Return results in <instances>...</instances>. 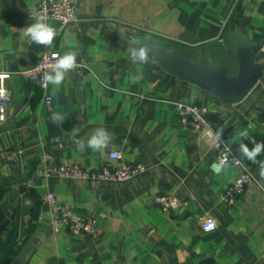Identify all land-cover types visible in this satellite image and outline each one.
<instances>
[{
  "label": "crops",
  "instance_id": "crops-1",
  "mask_svg": "<svg viewBox=\"0 0 264 264\" xmlns=\"http://www.w3.org/2000/svg\"><path fill=\"white\" fill-rule=\"evenodd\" d=\"M40 1L0 0V73L11 74L5 84L13 92L11 112L0 121V224L8 221L1 237L19 241L10 264H264V177L240 151L241 142L249 150L253 140L264 143V79L262 106L243 112L242 104L224 105L150 58L134 62L121 36H143L185 58L205 57L236 75L238 31L262 45L257 62L264 65V0H81L76 21H44L57 31L51 45L25 35ZM73 51L91 71L67 72L45 92L17 74L45 54ZM178 101L207 106V118L259 182L229 199L234 167L212 171L210 142L179 122ZM96 129L112 137L100 151L87 144ZM114 151L126 163L145 165V173L121 183L39 175L45 154L97 170ZM257 160L264 161V150ZM47 193L95 217L98 231L55 234ZM163 194L176 197L178 207L157 206L154 198ZM208 218L217 222L212 232L202 229Z\"/></svg>",
  "mask_w": 264,
  "mask_h": 264
},
{
  "label": "built area",
  "instance_id": "built-area-1",
  "mask_svg": "<svg viewBox=\"0 0 264 264\" xmlns=\"http://www.w3.org/2000/svg\"><path fill=\"white\" fill-rule=\"evenodd\" d=\"M81 0H41L37 7L31 13V19L38 21L43 18L45 22L55 21L61 25H67L77 20V5ZM222 42V40H220ZM60 53L45 54L38 59L32 67L19 71L17 74L25 81H32L39 84L40 89L45 92L48 89L49 82L43 78L46 73L51 74V65L56 59L62 57ZM91 71L89 63L76 62V67L68 72ZM6 74L3 80L5 97L0 98V121H6L12 109L13 92L9 89L5 80L10 78V73ZM264 89V87H263ZM47 103L52 102V97L44 96ZM177 117L179 122L192 132L205 137L214 151L215 162L226 160V165H231L236 171V179L227 190V196L233 200L243 195L253 183H257L258 178L248 165L238 157L231 145L220 135L219 140H215L217 128L207 118L209 109L207 106H197L191 103L178 101L175 102ZM44 168L39 172L41 177H57L69 180L99 181L106 183L128 182L143 175L146 171L145 165L141 163L124 162L123 154L120 151H114L110 154V162L104 164L97 170L85 169L75 162L57 163L49 154L42 158ZM117 161L119 164H115ZM43 201L53 210L51 218V227L55 234L69 233L72 235L90 236L98 231V221L90 214L77 211L75 206L60 202L52 193L43 196ZM154 203L163 211L175 209L178 207L176 197L171 194H163L154 198ZM214 223L215 227L207 230L209 223ZM205 232H212L217 229V222L208 218L202 224Z\"/></svg>",
  "mask_w": 264,
  "mask_h": 264
},
{
  "label": "water",
  "instance_id": "water-1",
  "mask_svg": "<svg viewBox=\"0 0 264 264\" xmlns=\"http://www.w3.org/2000/svg\"><path fill=\"white\" fill-rule=\"evenodd\" d=\"M121 36L131 47L143 44L149 50V58L164 71L181 81L200 87L224 105L242 104L243 112L255 104L262 106L258 103L261 96L258 85L264 79V65L257 62V54L262 45H253L239 31L235 39V54L239 62L236 75H230L226 66L213 64L205 57L193 60L181 56L176 48L150 43L143 36ZM137 41L139 44L134 43ZM28 209L26 205L24 212ZM7 225L8 221L0 224V236Z\"/></svg>",
  "mask_w": 264,
  "mask_h": 264
},
{
  "label": "clouds",
  "instance_id": "clouds-1",
  "mask_svg": "<svg viewBox=\"0 0 264 264\" xmlns=\"http://www.w3.org/2000/svg\"><path fill=\"white\" fill-rule=\"evenodd\" d=\"M57 31L54 27L45 23L43 18H39L38 21L29 27H27L25 31V35L28 36L31 41H34L40 45H51L54 37L56 36ZM135 44H139V42H134ZM131 53V59L134 62L146 64L149 62V50L143 45L139 44V47L132 46L129 48ZM76 67V52H68L64 56L56 59V62L51 65V73H46L44 76V80L47 82H51L54 85H59L65 78V74ZM6 74H0V98L5 97V89L3 87V80ZM54 120L62 119V117L58 115H53ZM221 132H217L215 136V140H219ZM73 135L75 137V131H73ZM242 138H247V132H241L239 134ZM112 137L107 134L103 129H96L94 134L88 139L87 144L88 147L93 151H100L109 146L110 140ZM254 147L252 150H249L246 145L242 142L240 143V151L243 156L246 157L249 161L254 164L259 165L260 175L264 177V161H258L257 156L264 150V143H258L256 141H252ZM77 146L80 148L84 147V142L81 140L77 143ZM226 167V160H221L217 163H213L211 165V169L214 173L219 174ZM215 227L214 223H209L207 230H211Z\"/></svg>",
  "mask_w": 264,
  "mask_h": 264
},
{
  "label": "trees",
  "instance_id": "trees-1",
  "mask_svg": "<svg viewBox=\"0 0 264 264\" xmlns=\"http://www.w3.org/2000/svg\"><path fill=\"white\" fill-rule=\"evenodd\" d=\"M1 191V190H0ZM2 192H0L1 198ZM19 249V241L14 237L4 240L0 236V264H10V261L17 255Z\"/></svg>",
  "mask_w": 264,
  "mask_h": 264
}]
</instances>
